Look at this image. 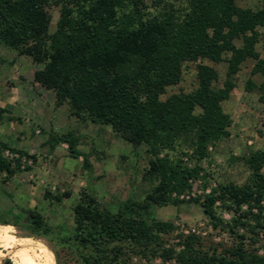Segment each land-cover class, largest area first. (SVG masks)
I'll use <instances>...</instances> for the list:
<instances>
[{"label":"trees","instance_id":"16d2710c","mask_svg":"<svg viewBox=\"0 0 264 264\" xmlns=\"http://www.w3.org/2000/svg\"><path fill=\"white\" fill-rule=\"evenodd\" d=\"M151 3L0 0V43L43 65L33 72V80L53 91L55 105L67 102L76 117L109 125L132 145H145L150 154L146 173L155 184L144 200H128L122 209L110 212L84 194L74 205L73 239L82 249L87 248L83 264H117L123 243L143 249L159 245V235L170 232L173 225L157 219L148 221V208L151 204L181 202L199 204L212 227L236 237L238 243L219 253L208 252L201 250L197 236L187 234L181 237V250L162 248V258L174 257L178 264H264V252L245 248V234L235 231L236 226H242L245 233L264 232V148L248 150L236 158L249 170L246 182H219L201 196L190 195L191 180L198 176L199 166L188 167L167 152L160 155L186 144L190 148L188 157L201 160L208 156L210 146L229 135L231 121L221 103L228 98L233 78L247 59L253 61L250 74L261 79L256 85L248 78L244 89L249 92L256 88L263 101L264 58L254 45L259 39L257 27L264 25V0L256 9L241 7L235 0ZM51 4L59 5V16L49 32L47 7ZM235 40H240L239 46ZM197 59L226 62L222 86H213L218 79L213 66L198 63L195 88L161 100L165 88L180 81L183 63ZM47 143L51 147L66 143L72 155H80L78 138L72 131L48 133ZM0 146V172L10 174L11 165L18 168L21 157L35 161L34 155L4 143ZM2 149L17 157H3ZM83 160L87 164L86 157ZM183 194L188 198H180ZM218 201L223 205L228 201L227 206L236 211L246 204L248 210L225 222L213 210ZM27 212L40 226L39 216ZM0 264L12 262L4 258Z\"/></svg>","mask_w":264,"mask_h":264},{"label":"rangeland","instance_id":"374dc122","mask_svg":"<svg viewBox=\"0 0 264 264\" xmlns=\"http://www.w3.org/2000/svg\"><path fill=\"white\" fill-rule=\"evenodd\" d=\"M143 1L152 5L151 0ZM165 1L184 4V0ZM235 1L241 7L251 9L260 7L262 2ZM47 10L51 17L49 32H52L59 16V5L51 4ZM258 30L259 39L254 46L264 56V25ZM235 44L240 45V40H235ZM198 63L216 69L218 79L213 86L221 87L226 62L214 64L197 59L183 63L180 81L167 86L160 99L194 89ZM252 63L251 59L241 63L228 98L221 103L231 121L227 128L229 135L210 146L208 156L201 160L189 158L190 148L186 144L160 154L167 152L171 158L178 157L188 167L199 166L198 176L191 180L194 196H201L219 182H246L249 170L236 158L248 150L264 148V99L259 100L260 92L256 88L249 92L244 89L248 78L256 85L261 79L257 74H250ZM42 66L0 43V109L3 110L0 143L35 156L34 162L21 157L18 168L11 165L10 174L0 172V263L8 258L12 264H83L82 255L87 248L82 249L73 239L74 205L84 194L93 197L100 207L110 212L122 209L128 200H144L155 184L146 173L150 154L145 145H132L109 125L94 123L88 117H76L67 102L56 106L53 91L33 80V72ZM67 131L74 132L78 138L76 149L79 156L72 155L66 143L54 147L47 143L48 133ZM6 150L2 149L3 157L16 158V153ZM227 205L218 201L213 206L215 214L225 222L248 210L246 204L240 207V211ZM28 210L39 216L40 226L33 223ZM124 213L130 214L129 210ZM145 218L148 221H169L173 228L160 234L159 245L151 248L123 243L117 264H178L174 257L164 259L159 252L162 248H173L178 252L182 248L181 237L187 234L197 236L201 250L208 252L215 250L219 253L238 243L236 237L212 227L197 203L151 204ZM235 231L245 234L242 240L245 248L258 254L264 252V232L245 233L242 226H236Z\"/></svg>","mask_w":264,"mask_h":264},{"label":"built area","instance_id":"2783aa9c","mask_svg":"<svg viewBox=\"0 0 264 264\" xmlns=\"http://www.w3.org/2000/svg\"><path fill=\"white\" fill-rule=\"evenodd\" d=\"M8 151H9V150H6V152H8ZM9 152H10V151H9ZM16 157H17V155H16ZM190 195H191V196H194V194H193L192 192L190 193ZM184 197H185V198H188V195L183 194V195L180 196V198H184Z\"/></svg>","mask_w":264,"mask_h":264},{"label":"crops","instance_id":"0c3cea01","mask_svg":"<svg viewBox=\"0 0 264 264\" xmlns=\"http://www.w3.org/2000/svg\"><path fill=\"white\" fill-rule=\"evenodd\" d=\"M257 31L259 32L258 27H257ZM234 44H235V41H234ZM235 45H236V46H239V45H237V44H235ZM258 52H259V51H258ZM259 55H260V57L264 58L263 54L259 53Z\"/></svg>","mask_w":264,"mask_h":264},{"label":"bare ground","instance_id":"6f19581e","mask_svg":"<svg viewBox=\"0 0 264 264\" xmlns=\"http://www.w3.org/2000/svg\"><path fill=\"white\" fill-rule=\"evenodd\" d=\"M22 246V245H21ZM42 246V245H41ZM48 252V251H47Z\"/></svg>","mask_w":264,"mask_h":264}]
</instances>
